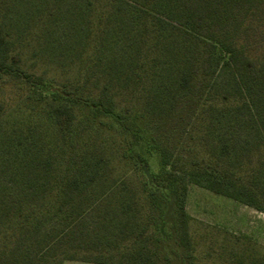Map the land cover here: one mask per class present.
Segmentation results:
<instances>
[{
  "label": "trees",
  "instance_id": "obj_1",
  "mask_svg": "<svg viewBox=\"0 0 264 264\" xmlns=\"http://www.w3.org/2000/svg\"><path fill=\"white\" fill-rule=\"evenodd\" d=\"M121 1L134 4V9L129 11V19L136 26L135 48L130 57L132 66L120 71L118 77L103 78L97 96H82L77 87V91H51L49 121L39 128L32 142L33 154L22 161L37 190L28 199L15 200L0 214V261L15 256L16 248L29 233L43 227L37 244L40 256L38 263L33 264H63L67 260L154 264L137 245L145 229L132 233L141 217L139 202L132 194L125 203L119 201L110 207L108 221L118 227L114 235L102 233L94 240H81L73 232V225L80 221L87 207L82 201L88 198L87 190L105 178L114 162L113 150L103 139L86 135L76 126L79 117L75 107L86 106L94 115L107 116L122 126L121 116L114 111V102L125 93L137 92L145 107L152 106L154 134L162 138L169 136L178 140L194 130L197 120H207L206 131L199 135L207 158L163 157L160 171L149 175L156 187L175 185L183 176L196 184H204L215 194L239 200L264 213V179L258 177L264 164V0H103L102 11L93 15L89 27L93 38L102 35L110 12ZM51 13L50 7H42L39 23L44 25ZM160 14L171 17L182 28L191 57L170 84L154 88V69L159 56L175 52L171 45L165 48ZM6 42L7 35L0 27V46ZM9 58L19 62L17 54ZM3 59L0 76L12 75L28 86L44 84L41 75L12 70L5 67ZM126 72L131 75L127 77ZM223 72H229L231 89L218 94L216 78ZM229 109L245 111L256 121L260 140L253 153L230 167L225 162L227 147L219 145L218 139L212 140L209 146L207 139L208 124ZM3 114L0 110V118ZM28 129L29 124L24 131ZM16 130L23 131L22 127L12 126L7 133L13 136ZM20 145L19 141L14 144L16 148ZM126 180L124 173L110 176L111 184L120 186L119 193ZM185 188L181 185L177 193L175 211L183 238L187 236V215L183 209ZM57 222L63 224L54 228ZM251 264H264V253Z\"/></svg>",
  "mask_w": 264,
  "mask_h": 264
},
{
  "label": "rangeland",
  "instance_id": "obj_2",
  "mask_svg": "<svg viewBox=\"0 0 264 264\" xmlns=\"http://www.w3.org/2000/svg\"><path fill=\"white\" fill-rule=\"evenodd\" d=\"M103 3V0H0V27L7 35V42L0 46V60L5 57V67L41 75L44 81L43 85L34 87L12 75L0 76V110L4 113L0 118V214L15 200L28 199L37 190L22 161L33 154L32 142L39 128L49 121L51 91H77V87L82 96H97L103 78L118 77L120 71L132 66L130 57L135 48L136 26L129 19V11L134 9V4L126 1L116 4L102 35L93 38L89 27L93 15L102 11ZM45 5L52 13L43 25L38 15ZM160 15L165 48L171 45L175 52L159 56L154 69V88L170 84L191 57L182 28L171 17ZM12 54L18 55V63L11 61ZM230 85L229 72L216 78L218 94L231 89ZM114 103L122 126L107 116L94 115L86 106L75 107L79 117L76 126L86 135L103 139L113 150L114 162L105 178L87 190L88 198L82 200L87 207L80 221L73 225L74 235L81 240H94L102 233L114 235L118 227L109 222L110 207L119 201L125 203L132 194L139 202L141 216L132 233L145 229L137 245L154 264H251L256 257H261L263 212L215 194L204 184H196L187 177L182 176L178 183L168 184L166 188L156 187L149 178L150 174L160 171L163 157L207 158L199 142L200 132L206 129V118L197 120L194 130L178 140L169 136L162 138L154 134L152 106L145 107L137 92L122 94ZM27 124L29 129L24 131ZM208 125V145L218 139L219 145L227 147L225 162L229 167L237 166L253 153L260 141L256 121L245 111L229 109ZM12 126L22 127L23 131L16 130L9 136L7 130ZM18 141L21 145L16 148L14 144ZM117 173L127 174L121 193L120 186L110 182V176ZM258 177L264 179V164ZM181 185L186 187L183 197L186 238L178 230L175 214ZM62 224L57 222L54 228ZM43 232L41 227L29 233L16 248L15 256L0 264L38 263L37 244ZM63 264L94 263L67 260Z\"/></svg>",
  "mask_w": 264,
  "mask_h": 264
}]
</instances>
